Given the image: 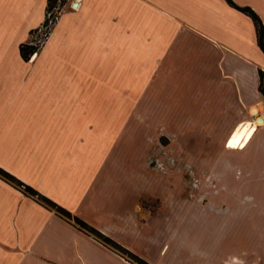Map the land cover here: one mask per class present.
Returning <instances> with one entry per match:
<instances>
[{"label":"crops","instance_id":"crops-1","mask_svg":"<svg viewBox=\"0 0 264 264\" xmlns=\"http://www.w3.org/2000/svg\"><path fill=\"white\" fill-rule=\"evenodd\" d=\"M77 1L26 59L21 44L46 20L48 0H0V165L153 264H264V50L253 17L228 0H112L122 48L156 50L172 66L161 67L160 94L190 97L196 138L209 150L207 199L199 185L189 195L164 179L152 211L140 202L151 171L134 149L124 168L112 154L99 165L88 153L98 143L79 133L87 110L73 89L82 74L72 50L97 0ZM235 1L264 22V0ZM243 123L254 133L233 147ZM0 264L137 263L0 175Z\"/></svg>","mask_w":264,"mask_h":264},{"label":"rangeland","instance_id":"rangeland-1","mask_svg":"<svg viewBox=\"0 0 264 264\" xmlns=\"http://www.w3.org/2000/svg\"><path fill=\"white\" fill-rule=\"evenodd\" d=\"M73 2L65 0L61 4L59 1L48 9L52 10L54 21L47 29L41 30L39 26L30 34L38 49L51 35L67 5ZM90 13L91 21L76 30L80 41L72 50L80 61L73 66V73L83 76L81 80H73V89L82 91L81 104L87 110L83 115L88 127L79 133L98 143L96 147L89 146L88 153H99V165L109 163L110 154L115 155L111 163L115 168H124L122 164L127 162L124 155L134 149L136 162L150 169L152 175L145 186L146 193L140 198L141 206L147 210L154 211L164 200V179L171 185L189 187V191L197 185L206 189L209 150L196 138L198 130L192 121L191 99L160 94L161 67L171 71L172 66L159 64L160 58H154L159 54L156 50L122 48L126 45L127 33L113 32L117 21L113 22L112 0L92 2ZM133 35L138 45L140 39L137 34ZM115 41L119 42L120 49L113 47ZM100 170L99 166V173ZM199 195L201 200L207 199L202 189ZM119 252L135 262L128 254Z\"/></svg>","mask_w":264,"mask_h":264},{"label":"trees","instance_id":"trees-1","mask_svg":"<svg viewBox=\"0 0 264 264\" xmlns=\"http://www.w3.org/2000/svg\"><path fill=\"white\" fill-rule=\"evenodd\" d=\"M59 1L61 4L65 3V0H48L47 8L50 9L54 6H56ZM232 5L236 6L237 8L243 10L244 12L251 15L255 21L256 27H257V34H258V42L262 49L264 50V22L262 17L259 15V13L249 4H239L235 0H228ZM47 22V18L44 21V23ZM36 29H32L31 33L35 31ZM21 52L23 56L28 59L32 56V54L38 50V45L34 44L31 39L23 42L21 44ZM260 90L264 94V70L260 69ZM0 175L4 177L5 179L9 180L13 184L19 186L22 188L26 193L35 196L37 199H39L41 202L45 203L47 206L51 208H55L57 212H59L62 216L67 217L68 219H71L74 221V223L79 226L80 228L86 230L87 232L95 235L100 240L104 241L106 244L110 245L111 247L115 248L118 251L124 252L128 254L131 258L135 260L138 264H153L138 253L134 252L133 250L129 249L122 243H120L118 240L113 238L112 236L104 233L102 230L97 228L95 225L91 224L81 216L77 214H73L71 210L66 208L65 206L59 204L57 201H55L50 196L44 194L39 189L34 187L32 184L25 182L21 178H19L17 175L9 171L8 169L4 168L0 165Z\"/></svg>","mask_w":264,"mask_h":264},{"label":"bare ground","instance_id":"bare-ground-1","mask_svg":"<svg viewBox=\"0 0 264 264\" xmlns=\"http://www.w3.org/2000/svg\"><path fill=\"white\" fill-rule=\"evenodd\" d=\"M76 5L75 7H77ZM255 127L243 123L236 133L230 138V145L233 147L244 146L252 137Z\"/></svg>","mask_w":264,"mask_h":264},{"label":"built area","instance_id":"built-area-1","mask_svg":"<svg viewBox=\"0 0 264 264\" xmlns=\"http://www.w3.org/2000/svg\"><path fill=\"white\" fill-rule=\"evenodd\" d=\"M51 13H52V10H48V14H47V15H48V17H47V22L41 25V27H40L41 30H43V28H44V29H47V28L50 26V24L54 21L55 16H54V15L51 16ZM49 17H50V18H49ZM45 31H46V30H45ZM45 34H46V33H45ZM43 42H44V40H42L41 43H43Z\"/></svg>","mask_w":264,"mask_h":264},{"label":"water","instance_id":"water-1","mask_svg":"<svg viewBox=\"0 0 264 264\" xmlns=\"http://www.w3.org/2000/svg\"><path fill=\"white\" fill-rule=\"evenodd\" d=\"M77 4H78V1L75 0V1H74V5H77ZM254 111H257L256 108H254ZM262 119H263L262 116H259L258 120H259V121H262Z\"/></svg>","mask_w":264,"mask_h":264}]
</instances>
